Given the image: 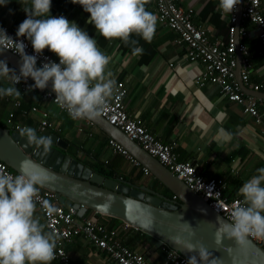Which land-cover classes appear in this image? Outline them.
<instances>
[{"label":"crops","instance_id":"crops-1","mask_svg":"<svg viewBox=\"0 0 264 264\" xmlns=\"http://www.w3.org/2000/svg\"><path fill=\"white\" fill-rule=\"evenodd\" d=\"M176 3L179 7L192 9L191 20L205 31L209 44L225 45L227 17L220 12L218 0H176ZM24 6L23 0H10L6 6H0V26H6L16 35L18 26L26 19L22 9ZM146 9L156 14L150 0ZM260 11L264 17V0L261 1ZM50 15L64 16L69 22H75L96 39L98 47L105 54L112 57L109 69L116 82L124 85L126 94L123 105L129 118L140 120L156 140L171 145L178 161L195 166L206 178L223 180L225 195L242 199L238 195L239 188L257 174L258 168L264 167L262 125L243 114L239 105L222 98L216 86L204 84L199 87L194 83L201 66L185 59V48L175 43L174 32L158 21L150 43L138 36L132 37L138 41L137 46L143 48L142 55H132L131 46L101 37L87 22L89 14L71 0H52ZM240 25L250 33L249 37L239 39L249 52V81L264 84V57L258 54L251 26L243 22ZM9 84V81L0 79V86L7 87ZM21 94L20 100L12 98L19 101V108L13 107L10 100L0 99V125L4 126L7 114L12 112L13 124L32 127L41 136L56 135L67 143L61 152L92 171L135 186L161 191L154 183L155 179L143 174L141 166L136 167L122 155L113 153L108 145L110 138L88 120L73 119L38 94ZM244 94L251 92L247 89ZM256 98L264 99V95L259 94ZM32 107L36 111L31 113L29 110ZM23 111L28 114L22 115ZM41 112L47 114V121L52 127L39 133L37 125ZM220 128L231 133L230 140L225 141L217 136ZM60 204L66 206L69 202ZM35 214L44 224L41 216L37 212ZM92 216L91 213L88 217ZM100 220L106 225L118 227L122 242L126 237H133L132 231L120 229L122 222H114L108 217ZM63 248L69 264H115L80 236L74 237ZM131 249L143 254L151 264H162L163 253L154 250L145 238L139 236ZM51 264L57 263L52 261Z\"/></svg>","mask_w":264,"mask_h":264},{"label":"clouds","instance_id":"clouds-1","mask_svg":"<svg viewBox=\"0 0 264 264\" xmlns=\"http://www.w3.org/2000/svg\"><path fill=\"white\" fill-rule=\"evenodd\" d=\"M9 2L0 0V6ZM71 2L89 14L87 22L101 37L131 46L132 55L143 54V48L137 46L138 41L132 39L133 36L148 43L154 38L158 17L146 9L149 0ZM23 3L26 19L18 26L17 39L13 40L6 30L0 29V53L11 50L20 57L18 73L8 67L6 60L0 59V79L10 82L7 87L0 86V98L22 99L15 85L30 78L34 82L31 87L41 91L51 83L54 102L73 119L100 117L117 86L109 69L112 57L75 22H69L64 16L52 17V0H23ZM239 3L240 0H218V7L227 17ZM20 37L30 41L35 55L26 54V45ZM45 49L54 54L59 63L48 61L37 67V57ZM19 135L40 149L43 155L51 152V137L38 135L28 126L21 127ZM217 136L225 141L231 139V133L223 128L218 130ZM51 179L46 170L29 161L21 162L17 175L0 171V264H51L56 259L58 237L46 231L35 214L40 186ZM238 195L242 200L232 207L230 222L221 224L214 234L217 247L223 239L234 240L239 246H243L249 237L264 241V167L258 168L257 174L242 184ZM52 211L54 209L48 205L47 212L51 214ZM182 248L195 253L186 264H219L200 243L186 242Z\"/></svg>","mask_w":264,"mask_h":264},{"label":"built area","instance_id":"built-area-1","mask_svg":"<svg viewBox=\"0 0 264 264\" xmlns=\"http://www.w3.org/2000/svg\"><path fill=\"white\" fill-rule=\"evenodd\" d=\"M154 4L158 21L164 24L168 29L176 34L175 43L185 48L184 57L190 63H197L201 66L200 72L194 78V83L201 87L204 84L214 85L218 88V93L227 101L240 106L241 112L251 117L259 125H262L264 134V99L254 98L245 95L235 80L233 69L236 66L234 53L237 51L241 57L239 80L243 87L250 91L264 94V84H254L249 81L250 59L249 52L244 43L235 44V35L244 39L249 37V31L240 25V22L251 26V34L256 39L259 49V55L264 57V17L260 11L262 0H242L239 15V25H237V16L235 14L237 6L230 16H227L226 43L224 46L209 44L205 31L192 22L193 11L190 8L179 7L176 0H150ZM0 29L6 30L8 36L16 40V35L6 26H0ZM25 45V52L28 55H35L30 41L20 37ZM20 59L11 50L6 51ZM52 61L59 63L58 58L47 49L37 57V67L43 63ZM9 68L13 69L8 65ZM14 70V69H13ZM18 73V71H16ZM34 82L28 79L15 85L21 92H30L38 94L42 99L51 101L57 105L55 96L47 90L33 89ZM126 90L122 82H117L113 97L109 100L108 106L100 116L110 125L121 131L129 140L137 144L143 151L155 158L170 173L178 178L189 190L197 194L207 206L220 214L222 218L230 222L231 209L242 199L231 198L224 194L225 183L221 179L204 177L195 166L181 162L176 159L172 152L171 145L163 144L156 140L138 119L129 118L124 110L123 98ZM1 100H10L13 107L19 108L20 103L11 97H3ZM58 106V105H57ZM60 110L68 113L65 109L58 106ZM31 113L36 111L35 107L29 110ZM28 112L23 111L26 116ZM13 113L9 112L4 120L3 127L10 131L19 132L24 126L13 124ZM52 125L47 121V114L41 112V118L37 125V131L44 132ZM108 145L113 153L122 155L134 166L139 164L133 160L125 150H123L112 139L108 140ZM0 171L7 174L17 175L0 161ZM144 175L148 172L142 168ZM172 199L174 197L172 196ZM50 205L54 211L51 214L47 212V206ZM36 212L41 216L45 225V230L55 233L58 237L56 247L57 264H69V259L63 246L69 243L74 237L80 236L85 241L98 249L115 264H151L148 259L133 249L122 245L117 234L118 227H109L99 222L95 218L83 216L76 217V210L69 204L63 206L57 202L53 194L40 188V200L36 204ZM130 227L121 223L120 229L127 230ZM135 230V229H134ZM258 246L264 245V241H258L251 237L248 238ZM264 249V248H263ZM163 253L162 264H186L187 259L166 246H161Z\"/></svg>","mask_w":264,"mask_h":264},{"label":"water","instance_id":"water-1","mask_svg":"<svg viewBox=\"0 0 264 264\" xmlns=\"http://www.w3.org/2000/svg\"><path fill=\"white\" fill-rule=\"evenodd\" d=\"M241 2L242 0L235 12L237 25H239ZM238 42L239 38L236 34L235 44L237 45ZM234 55L235 80L246 93L247 89L239 80L241 57L237 51ZM0 59L6 60L10 67L19 72V58L5 51L0 53ZM45 90L55 96L51 83ZM250 92L251 94L248 95L255 98L260 94ZM86 120L125 150L174 199L166 197L161 191L135 186L118 178H109L92 171L75 159L64 155L61 151L65 150L67 143L52 133L47 135L52 139L51 152L45 156L40 149L28 144L26 138L21 137L19 132L0 126V161L16 174L20 173L22 161L32 162L46 170L52 179L40 188L51 192L59 203L69 202L76 210L77 218L91 211L116 219L154 238L155 248L164 245L187 260L195 253L183 250L182 245L191 242L202 244L211 253L212 258L219 261V264H264V249L249 239L243 246L235 244L234 240L223 239L221 246L217 247L214 243V234L221 224L228 221L210 209L197 194L189 190L155 158L103 118ZM192 233L194 235H190Z\"/></svg>","mask_w":264,"mask_h":264},{"label":"trees","instance_id":"trees-1","mask_svg":"<svg viewBox=\"0 0 264 264\" xmlns=\"http://www.w3.org/2000/svg\"><path fill=\"white\" fill-rule=\"evenodd\" d=\"M0 126H2V125H0ZM102 175H103V174H102ZM104 176L107 177V175H104ZM154 183L158 184V186H159L160 189H161V192H162L166 197H168V198H169V197L172 198L171 194H170V193H169L164 187H162V186H161L156 180H154ZM91 213H92L91 211H87V212L84 214L83 217L86 218V217H88ZM95 218H96V220H98L99 222L104 223V221H103V220H100V219L105 218V216H101V215L95 214ZM108 218H109V217H108ZM109 219L113 220L114 222H120V221H118V220H116V219H113V218H109ZM104 224H105V223H104ZM108 226H109V227H112V228L115 227L114 225H108ZM128 231H132V232H133V237H132V238L126 237L125 240H123V242H122L121 239H120L121 236H120L119 232H118V234H117V236H118L119 240L121 241L122 245L127 246V247H129V248H132V246L134 245V242L136 243V242L138 241L139 236H140V238H142V239L145 238L147 241H149L150 245L152 246V248H153L154 250H159V251H161V247L154 248V243H155V239H154V238H152V237H150V236H148V235H146V234L140 232L139 230H133L132 228H129ZM136 238H137V240H136ZM261 247L264 248V245H262ZM161 253H162V252H161ZM146 256H147V255H146Z\"/></svg>","mask_w":264,"mask_h":264}]
</instances>
